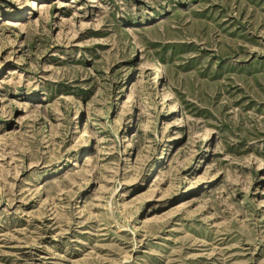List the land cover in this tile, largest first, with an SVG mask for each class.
Masks as SVG:
<instances>
[{"label":"rangeland","instance_id":"obj_1","mask_svg":"<svg viewBox=\"0 0 264 264\" xmlns=\"http://www.w3.org/2000/svg\"><path fill=\"white\" fill-rule=\"evenodd\" d=\"M0 264H264V0H0Z\"/></svg>","mask_w":264,"mask_h":264}]
</instances>
